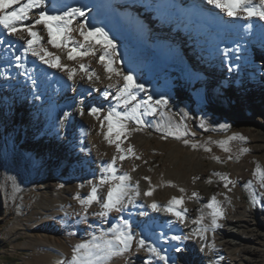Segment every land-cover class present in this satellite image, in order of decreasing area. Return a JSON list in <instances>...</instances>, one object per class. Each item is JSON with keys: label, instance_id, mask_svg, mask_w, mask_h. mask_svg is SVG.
I'll return each instance as SVG.
<instances>
[{"label": "rangeland", "instance_id": "rangeland-1", "mask_svg": "<svg viewBox=\"0 0 264 264\" xmlns=\"http://www.w3.org/2000/svg\"><path fill=\"white\" fill-rule=\"evenodd\" d=\"M156 18L162 19L159 15ZM184 30L181 26L174 31L184 33ZM194 39L190 34L188 41H182L190 47ZM150 44L153 43L147 45ZM147 45L137 48L133 61L142 60L150 52ZM191 52L194 56L189 61L178 57L184 66H178L175 71H170L169 64L157 59L154 62L156 71L148 77L144 91L136 90L139 95L135 93V101L124 105L116 99L105 98L107 96L103 94L102 102L108 110L130 113L139 101L149 96L153 102L161 97L166 98L167 104L157 106L155 113L144 108L138 110L137 115L143 124H138L134 119L124 121L128 133L118 142L128 141L135 135L144 139L145 145L139 148L131 142L132 153L129 157L141 161L135 169L147 171L145 177L149 179L145 180L148 189H153L152 194L175 189L183 195L188 194L186 199L191 202L192 194L197 193V186L207 189L208 198L198 208V217L204 216L203 226L208 231L204 233L203 240L190 234L195 245L199 248L203 244L201 250L210 255L202 264H264V187L253 176L257 166L264 169V115L260 122L255 120L250 114L252 111L243 107L238 97L246 94L251 106L264 114V69L256 64L249 65L245 60L239 67L229 66L222 53L203 54L199 48ZM130 64L131 61L125 63V72H129ZM93 70L98 75L97 70ZM158 86L162 87L159 96L154 94ZM166 112L177 117V122H171ZM3 123L0 122L2 127ZM102 125L100 122L98 126L102 129ZM220 125L228 127L221 128ZM74 126L70 132L72 134L78 129L77 123ZM177 130V135L185 131L187 134L179 138L168 134ZM106 133L107 125L103 131L104 135ZM234 134L246 139L237 137L229 140ZM51 139L56 143L60 141L59 137ZM185 140L189 143L185 144ZM193 144L197 147H192ZM245 148L249 151L242 152ZM54 149L59 155H54L52 151L34 152L32 155V151H28V166L23 167L21 174L11 158H8L11 160L6 166L0 165V264H65L71 259L75 244L90 240L93 234L98 236L101 230L106 231L113 223L120 224L122 221L120 216L110 212L106 227L83 226L92 217L95 222L97 216L89 212L84 214L81 207L75 210L70 200L78 203L76 195L85 197L92 184L105 173L88 157L77 158L74 148L62 150V146L59 148L56 144ZM6 152L3 144L1 153ZM27 170H30V181ZM216 173L226 174L231 183L225 187V181ZM116 175L123 174L119 172ZM218 183L221 187L214 192ZM131 185L135 187V184ZM75 187L76 191L73 190ZM61 193H67L68 202L58 200ZM100 194H103L101 189ZM213 196L223 209V214L230 213L231 222L240 228L241 247L230 253L223 252L215 240L214 233L220 226L221 218H218L215 230L210 227L211 209L207 205ZM93 205L99 207L97 203ZM159 239L160 236L156 235L155 240ZM151 243L155 244L154 241ZM115 258L108 264H113ZM155 259H159L158 264H165L159 257L155 256ZM170 261L177 259L172 255L167 264ZM192 263L196 264L194 261Z\"/></svg>", "mask_w": 264, "mask_h": 264}, {"label": "bare ground", "instance_id": "bare-ground-1", "mask_svg": "<svg viewBox=\"0 0 264 264\" xmlns=\"http://www.w3.org/2000/svg\"><path fill=\"white\" fill-rule=\"evenodd\" d=\"M254 3L258 4L259 0H254ZM15 7L17 6H13V10ZM70 8H81L85 13L84 16H76L73 19L72 27L76 28L78 24H85L89 29L103 28L116 45L115 66L125 72V63L131 61L129 71L136 81L144 86L150 74L156 71L154 62L157 59L160 58L162 62L169 64L170 71H175L178 66H184L178 57L189 61L194 56L191 51L195 48H199L203 54L208 55L222 53L229 66L239 67L245 60L249 65L256 64L264 69V20L255 16L250 18L228 16L226 12L214 4H209L207 0H45L42 8L34 9L30 13V19L24 23L31 24L41 10L49 15H58ZM157 15L162 19H157ZM173 16H175L174 23ZM181 26L185 29L184 33L180 31L176 33L175 28ZM191 27L194 28V34L198 38L194 39L193 45L187 47L183 42L188 41ZM34 30L43 37L41 44L49 52L59 56L60 63L74 70L75 75L73 79H69L67 70L51 67L31 53H24L23 48L26 46V39L29 38L27 34L24 39H20L18 36L9 35L0 26V122H4L5 126L4 128L0 124V165L6 166L12 159L18 165V171L21 174L23 167L28 166V151H32V155L34 152L38 154L51 151L56 155L58 153L54 149L56 144L59 148L62 146V150L67 147L74 148L77 158L88 157L95 166H101L103 169L116 156V174L127 172L132 178L130 184L139 181L141 194L138 198L133 196L132 202L125 198L123 211L114 212V214L120 216L122 220H128L136 238L146 235L147 240L154 241V246L160 251L161 256L172 258L173 255L177 259L168 264H193V261L196 264H202L210 255H206L201 250L203 244H200L199 248L195 245L190 234L201 227L194 221L200 215L198 208L208 198L207 189L197 186L198 195L193 197L191 202L186 199L188 194L183 195L175 189L161 190L149 196L144 195V192L148 191L145 180L147 171L144 169L137 171L135 166L141 161L131 160L128 152L129 146L134 145L139 148L145 145L144 139L135 135L122 143L116 141L122 150L118 152L116 143L110 144L103 134L107 125L103 117L109 111L102 102L103 94L111 93L105 98L115 99L118 89L123 86V81L115 76L111 80L108 79L110 74L105 72L103 64L99 61V57L103 55L101 46L95 45L94 55L90 53L70 60L68 52L73 47H76L78 51L87 50V42L78 31L71 33V39L66 46L57 48L47 43V30L43 25H36ZM184 39L185 41H182ZM149 42L155 45L148 46ZM197 42L200 44L198 45ZM81 44L85 47L80 48ZM145 45L150 48V52L145 54L142 60L133 61L137 48ZM17 56L20 60L15 59ZM81 64L87 66L89 73L96 69L100 79L90 81L85 72L80 71ZM262 81L264 83V79ZM110 83L115 87L109 88ZM161 88L158 86L154 94L159 96ZM136 90L138 89L133 91L134 95ZM238 97L242 106L252 111L250 114L255 120L259 122L263 120V111L252 107L246 94ZM180 99L181 96L178 100ZM91 107L103 108L104 111L99 116L89 115ZM82 108L83 115L80 114ZM65 112L68 113L67 117L64 116ZM237 113L241 114V112ZM166 115L171 122H177V117L168 113ZM100 122L103 123L102 129L98 126ZM74 123H77L78 129L72 134L70 132L75 127ZM36 136L39 138L36 139ZM55 137L60 138L59 143L51 139ZM111 138L115 139V133ZM3 144L7 150L6 153H1ZM103 151L106 152L103 153ZM120 155H124L125 159L120 160ZM27 171V178L30 181V170ZM98 183L99 179L94 184ZM106 189L105 185L101 188L102 196ZM73 190L76 191V187ZM133 190L134 188L130 189V191ZM174 196L183 198V203L178 206V210L187 209L184 223H180L175 216L163 210ZM57 198L64 203L69 200L67 193H61ZM153 201L160 206L159 211L150 207ZM70 202L75 210L81 207L75 200ZM99 210L98 206L92 205L88 212L93 213ZM230 215L228 212L224 213L220 217V226L214 229L215 240L225 253L240 248L242 242L239 225L231 222ZM92 218L83 226L106 227L108 225V217L106 219L97 217L95 222ZM153 220L158 222V230L161 229L162 234L158 235L160 241L155 240L157 233L153 228ZM175 234L189 238L180 241L171 240L170 237ZM133 243L131 251L116 257L113 264L159 263V259L156 260L152 253L143 249L137 251L135 240ZM176 248L181 251L177 252ZM211 262L215 263L214 260Z\"/></svg>", "mask_w": 264, "mask_h": 264}, {"label": "snow or ice", "instance_id": "snow-or-ice-1", "mask_svg": "<svg viewBox=\"0 0 264 264\" xmlns=\"http://www.w3.org/2000/svg\"><path fill=\"white\" fill-rule=\"evenodd\" d=\"M209 4H214L217 8L226 12L228 16H246V17H259L264 20V0H259V3H254V0H207ZM45 0H0V26H2L9 35L18 36L20 39L25 38L27 34L28 39H26V46L23 48L24 53H31L33 56L38 57L45 64L51 67L58 68L61 70L68 71V78L73 79L75 71L68 69V66L60 63V57L55 56L53 53L49 52L46 47L41 44L43 37L38 31L34 30L36 25H43L47 30V43L53 47L66 46L68 40L71 39V33L78 31L80 36L84 38L87 42L86 51H78L76 47H73L68 52V59L75 60L77 56H86L88 54H95L93 48L95 45H100L103 50V55L99 57V61L103 64L105 72L109 73L108 79L111 80L113 76L119 77L123 81V86L118 89L115 99L118 103L127 105L129 101H135L136 96L133 94L134 89H139L144 91L145 86L143 84L137 83L136 78L132 73L124 72L119 67L114 66L116 61V45L113 40L108 36V33L104 31L103 28H91L89 29L85 24H78L76 28L72 27V21L76 16H84V11L81 8H70L58 15H49L46 11L41 10L34 21L31 24H25L24 21L30 19V13L34 9H40L44 5ZM13 6L15 9L13 10ZM85 45L81 44L80 48H84ZM16 60H20V57H15ZM80 71H84L87 78L90 81L99 80L100 77L92 70L90 73L87 70V66L84 64L80 65ZM83 78V77H82ZM109 88L115 87L113 84L108 85ZM111 93H105V96H109ZM167 104V99L161 97L153 102V98L149 96L146 100L139 101L131 110V112H118L115 109H110L106 115H104L103 120L107 122V133L105 134V139L108 142L116 143L122 136L128 133L127 125L124 121L129 119H134L138 124H143V120L137 115L138 110L144 108L146 111H151L155 113L157 111V106ZM103 108L91 107L89 110V115L99 116L103 112ZM80 114H84V109L80 110ZM64 116L67 117L68 113L65 112ZM103 126V125H102ZM221 128H227L228 125H220ZM179 130L176 132H169V135H177ZM115 133V139H112V134ZM187 132L179 133L180 135H186ZM195 135V133H192ZM239 138L241 140L246 139V137L234 134L229 137V140ZM185 144L189 141L185 140ZM226 143V142H217ZM192 147H197L193 144ZM117 151H122L120 144L116 143ZM210 151V149H206ZM225 151H228L225 148ZM242 152H247L249 149L245 148L241 150ZM128 152L132 153V148L129 146ZM219 159L218 157H214ZM120 160L125 159L124 155L119 156ZM231 159V157H229ZM117 157L112 158L111 163L104 167L102 175L99 178L98 184H92L90 192L83 198L79 194L76 195L75 199L81 205L84 214H87L88 209L94 204H99L100 210L93 212L95 215L101 219H106L110 212H121L124 209L125 198L129 202H132L133 196H139V181H136L133 191L130 189L133 186L130 184L131 176L125 172L123 175H116L117 169L115 167ZM221 179L225 181V187L228 186L231 181L228 179L226 174L216 173ZM253 176L260 181V186L264 187V169L257 166L253 172ZM145 179H149L145 177ZM91 183V182H90ZM251 184V181H249ZM107 185L106 192L103 196L100 194V189ZM153 189L149 188L148 191L144 192V195L149 196L152 194ZM181 192L184 189H180ZM194 197L197 193L192 194ZM183 198L172 197L168 201V204L164 206L163 210L171 213L180 223H184L185 213L187 209H179L178 206L182 205ZM153 210H160V206L153 201L150 205ZM207 207L211 209L209 215L211 216V228L217 227V220L223 215V209L219 206V202L216 197L213 196L211 201L208 203ZM204 216L198 217L194 223L201 225L200 228L193 231V235L199 236L200 239H204V233L208 231V228L203 226ZM189 237H182L179 235L171 236V240L180 241L182 239H188ZM135 240L136 250L141 249L152 253L153 255L159 257L161 260L167 261L169 257L161 256L160 251L154 246L149 240L145 239L143 236L136 238L132 231L128 220H122L120 224L113 223L106 231L101 230L100 234L97 236L92 235L90 240H85L77 243L73 246L71 250V259L66 261L65 264H108L113 257H120L130 252L133 247V241ZM214 247V245H213ZM177 252L181 249L176 248Z\"/></svg>", "mask_w": 264, "mask_h": 264}, {"label": "trees", "instance_id": "trees-1", "mask_svg": "<svg viewBox=\"0 0 264 264\" xmlns=\"http://www.w3.org/2000/svg\"><path fill=\"white\" fill-rule=\"evenodd\" d=\"M221 187V185L218 183V185H216L214 192H216V190H218ZM246 192V191H245Z\"/></svg>", "mask_w": 264, "mask_h": 264}]
</instances>
